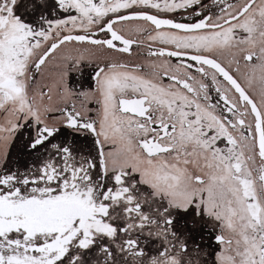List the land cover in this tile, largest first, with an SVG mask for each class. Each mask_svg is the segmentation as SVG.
<instances>
[{"label":"snow or ice","instance_id":"6c2138e0","mask_svg":"<svg viewBox=\"0 0 264 264\" xmlns=\"http://www.w3.org/2000/svg\"><path fill=\"white\" fill-rule=\"evenodd\" d=\"M0 264H264V0H0Z\"/></svg>","mask_w":264,"mask_h":264}]
</instances>
